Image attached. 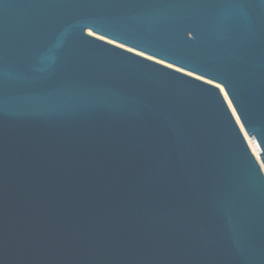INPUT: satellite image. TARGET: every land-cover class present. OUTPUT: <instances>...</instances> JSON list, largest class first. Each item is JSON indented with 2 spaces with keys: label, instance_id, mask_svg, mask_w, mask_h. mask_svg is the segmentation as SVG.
I'll return each mask as SVG.
<instances>
[{
  "label": "water",
  "instance_id": "water-1",
  "mask_svg": "<svg viewBox=\"0 0 264 264\" xmlns=\"http://www.w3.org/2000/svg\"><path fill=\"white\" fill-rule=\"evenodd\" d=\"M0 264H264V0H0Z\"/></svg>",
  "mask_w": 264,
  "mask_h": 264
}]
</instances>
